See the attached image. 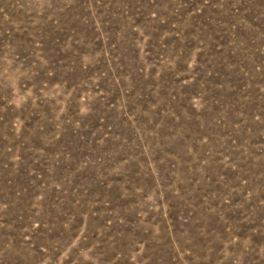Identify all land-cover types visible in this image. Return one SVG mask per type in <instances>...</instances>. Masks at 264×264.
<instances>
[{"label": "rangeland", "instance_id": "obj_1", "mask_svg": "<svg viewBox=\"0 0 264 264\" xmlns=\"http://www.w3.org/2000/svg\"><path fill=\"white\" fill-rule=\"evenodd\" d=\"M0 264H264V0H0Z\"/></svg>", "mask_w": 264, "mask_h": 264}]
</instances>
